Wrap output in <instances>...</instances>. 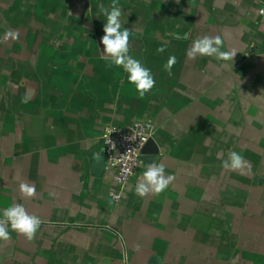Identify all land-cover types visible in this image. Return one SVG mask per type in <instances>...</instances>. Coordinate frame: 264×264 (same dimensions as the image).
I'll return each instance as SVG.
<instances>
[{"label":"crops","instance_id":"0c3cea01","mask_svg":"<svg viewBox=\"0 0 264 264\" xmlns=\"http://www.w3.org/2000/svg\"><path fill=\"white\" fill-rule=\"evenodd\" d=\"M259 1L117 0L129 55L156 81L141 98L101 58L99 5L113 0H0V39L19 32L0 43V216L18 203L43 221L32 242L9 227L0 264H264ZM205 35H220L233 60L189 59ZM145 119L156 128L153 162L175 180L137 196L141 162L114 201L102 134ZM231 151L251 172L222 168ZM21 182L35 185L34 198L21 195Z\"/></svg>","mask_w":264,"mask_h":264},{"label":"clouds","instance_id":"9594fccd","mask_svg":"<svg viewBox=\"0 0 264 264\" xmlns=\"http://www.w3.org/2000/svg\"><path fill=\"white\" fill-rule=\"evenodd\" d=\"M99 12L106 17L103 26L104 35L101 37L103 45L102 59L123 69L127 74V80L130 84L135 85V89L139 96L143 98L146 93L150 92L155 86V79L150 69L144 67L140 60L129 55V41L131 32L127 28L122 29V9L118 6L117 0H113L109 7L104 4L99 5ZM260 14H264V9H260ZM19 32L7 30L0 43H6L9 40H17ZM224 40L220 35L197 37L189 50L187 57L195 59L197 56L214 57L222 61H232L237 51L229 48L222 50ZM165 46L157 48V52H164ZM176 63L175 55H171L167 63L164 65L165 71L171 75V70ZM116 129L112 130L113 132ZM111 143V141H110ZM115 149V145H112ZM222 168L225 171H237L241 174L251 172V165L245 158L236 151H231L227 159L222 162ZM175 180L174 175L165 174V165L152 162L148 164L138 179L135 186V194L139 197L148 195L158 196L164 192ZM19 191L24 198L30 199L36 196L35 185L25 182L19 184ZM50 195H55L50 193ZM43 221L40 217L30 214L22 204H12L5 207L0 216V241H10L11 235L9 227L12 231L22 235L26 241L32 242L36 233L40 229Z\"/></svg>","mask_w":264,"mask_h":264},{"label":"built area","instance_id":"2783aa9c","mask_svg":"<svg viewBox=\"0 0 264 264\" xmlns=\"http://www.w3.org/2000/svg\"><path fill=\"white\" fill-rule=\"evenodd\" d=\"M259 3L260 9H264V0H260ZM114 129L116 130L113 132ZM155 131L153 121L145 119L136 121L127 127H108L103 132L104 171L112 175L113 189L110 196L114 201L120 200L122 191L135 177L141 165L142 149L153 138ZM113 144L115 149L112 148Z\"/></svg>","mask_w":264,"mask_h":264},{"label":"water","instance_id":"95a60500","mask_svg":"<svg viewBox=\"0 0 264 264\" xmlns=\"http://www.w3.org/2000/svg\"><path fill=\"white\" fill-rule=\"evenodd\" d=\"M159 154V148L153 138H151L144 146L141 152L140 160L144 164H151ZM105 166V158H104Z\"/></svg>","mask_w":264,"mask_h":264}]
</instances>
